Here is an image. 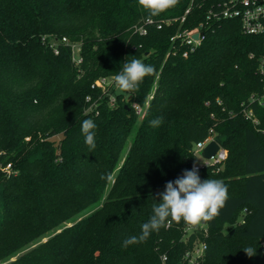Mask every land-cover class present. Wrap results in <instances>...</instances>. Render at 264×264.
<instances>
[{"label": "trees", "instance_id": "16d2710c", "mask_svg": "<svg viewBox=\"0 0 264 264\" xmlns=\"http://www.w3.org/2000/svg\"><path fill=\"white\" fill-rule=\"evenodd\" d=\"M213 1L179 0L149 17L137 0H0V264H190L200 244L192 264H264V37L222 19L188 57L168 54L171 36L205 21ZM148 18L171 23L140 34ZM133 58L155 73L136 93L117 91L112 77ZM102 77L111 84L93 86ZM133 102H148L142 119ZM84 119L97 126L91 151ZM210 135L228 155L198 174L227 185L219 216L125 247Z\"/></svg>", "mask_w": 264, "mask_h": 264}, {"label": "clouds", "instance_id": "9594fccd", "mask_svg": "<svg viewBox=\"0 0 264 264\" xmlns=\"http://www.w3.org/2000/svg\"><path fill=\"white\" fill-rule=\"evenodd\" d=\"M139 7L155 17L176 7L179 0H137ZM155 73V67L145 64L141 59L133 58L123 63L119 72L112 77L114 86L122 92L136 93L143 80ZM150 126L159 127L163 117H157L150 122ZM96 124L92 119H84L81 123V135L89 150L96 147ZM103 178V177H102ZM110 178V177H109ZM159 203H153L152 216L141 225L139 236H129L123 240L125 247L145 241L154 231H159L172 222L191 226L192 228H207L224 208L228 200V188L219 179L201 180L198 169L185 170L183 175L175 181H168L165 190L157 194ZM244 252L248 257L256 255V250L246 247Z\"/></svg>", "mask_w": 264, "mask_h": 264}, {"label": "built area", "instance_id": "2783aa9c", "mask_svg": "<svg viewBox=\"0 0 264 264\" xmlns=\"http://www.w3.org/2000/svg\"><path fill=\"white\" fill-rule=\"evenodd\" d=\"M238 18L241 21V28L243 33L248 35H261L264 37V0H214L209 7L206 20L201 21L198 26L191 29H178L170 38L171 40V49L168 54L177 55L180 51L183 57H188L190 53L196 50V48L201 45L205 38V28L211 22H218L222 19H233ZM185 17L182 18L184 20ZM171 23L170 20H162L155 22L153 19L148 18L144 23L136 27V31L140 34H146L148 32V26L154 24L158 29L164 27L165 24ZM198 33V37L195 38L194 34ZM64 41H67L66 38H63ZM183 47L182 50L180 48ZM81 47L78 44L73 45V60L79 64L82 62V57L80 55ZM57 53L58 50L55 49ZM261 73H264V58L261 61L260 65ZM110 79L106 77L99 78L95 81L93 86L102 87L105 89L106 86L110 85ZM264 97V95L262 96ZM262 97H257L256 95L252 96V100L258 99L262 103ZM152 98L150 95L149 99ZM116 101L115 95H111L110 104L113 105ZM148 102L145 106H142L138 102H133L132 107L134 108L139 119H142L146 113ZM246 118L251 120L253 123H258L252 109L245 110ZM215 140L213 136H208L204 140L197 142L194 146V153L201 154L203 148L211 141ZM220 144V143H219ZM228 155L227 150L220 144L219 150L215 155L210 158L202 157L201 162H196L194 167L199 169L205 166H215L220 165L223 161L226 160ZM10 165L6 166L8 170ZM264 246V241H263ZM205 245L200 244L194 248L193 251H189L186 254V257L189 259V263L192 264L196 262L199 257L203 254ZM166 257H163L165 260Z\"/></svg>", "mask_w": 264, "mask_h": 264}, {"label": "water", "instance_id": "95a60500", "mask_svg": "<svg viewBox=\"0 0 264 264\" xmlns=\"http://www.w3.org/2000/svg\"><path fill=\"white\" fill-rule=\"evenodd\" d=\"M194 37H198V33L194 34ZM129 100V98H127ZM220 144L216 140H211L202 150L201 156L204 158H210L211 156L215 155L216 152L219 150Z\"/></svg>", "mask_w": 264, "mask_h": 264}, {"label": "rangeland", "instance_id": "374dc122", "mask_svg": "<svg viewBox=\"0 0 264 264\" xmlns=\"http://www.w3.org/2000/svg\"><path fill=\"white\" fill-rule=\"evenodd\" d=\"M117 91H119V89H117ZM197 162H201L202 161V156H201V154H197ZM241 218H246L245 216H243V217H241ZM227 227H229V224H226V226H225V229H227ZM43 240H45V239H43Z\"/></svg>", "mask_w": 264, "mask_h": 264}]
</instances>
